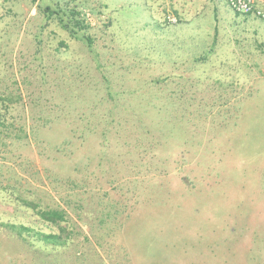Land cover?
<instances>
[{"label": "rangeland", "instance_id": "374dc122", "mask_svg": "<svg viewBox=\"0 0 264 264\" xmlns=\"http://www.w3.org/2000/svg\"><path fill=\"white\" fill-rule=\"evenodd\" d=\"M252 9L0 0V264H264V0Z\"/></svg>", "mask_w": 264, "mask_h": 264}, {"label": "trees", "instance_id": "16d2710c", "mask_svg": "<svg viewBox=\"0 0 264 264\" xmlns=\"http://www.w3.org/2000/svg\"><path fill=\"white\" fill-rule=\"evenodd\" d=\"M47 10L50 8L47 6ZM53 12V10H51ZM57 13V11H55ZM66 16V13H63ZM78 15V12L75 11V9H72L69 11V15L66 17V19H63L62 17H59V21L61 25L64 28L70 29L72 34H75L76 29L82 27L81 21L76 17ZM86 40L89 41L88 37H86ZM38 215L41 219L45 221H49L54 224H58L60 221L64 220V211L57 209V208H49L45 210H38ZM8 227L12 228L13 230H16L18 233L22 234V232L29 233L31 229L29 227H26L25 225H15L13 223L8 224ZM35 235L38 236L40 240L46 241V242H58L60 240V235L56 233H42V232H35Z\"/></svg>", "mask_w": 264, "mask_h": 264}, {"label": "built area", "instance_id": "2783aa9c", "mask_svg": "<svg viewBox=\"0 0 264 264\" xmlns=\"http://www.w3.org/2000/svg\"><path fill=\"white\" fill-rule=\"evenodd\" d=\"M227 4L237 12L252 13V0H225ZM257 14H261L257 11ZM264 16V14H261Z\"/></svg>", "mask_w": 264, "mask_h": 264}]
</instances>
